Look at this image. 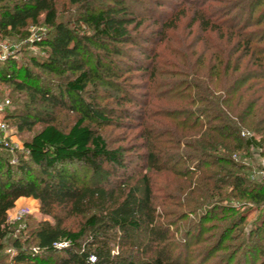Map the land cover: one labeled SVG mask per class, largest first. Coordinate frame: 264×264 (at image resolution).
Masks as SVG:
<instances>
[{"label":"trees","instance_id":"1","mask_svg":"<svg viewBox=\"0 0 264 264\" xmlns=\"http://www.w3.org/2000/svg\"><path fill=\"white\" fill-rule=\"evenodd\" d=\"M167 1L69 0L76 13L64 20L56 0H0V36L29 34L24 32L29 25L44 24L49 29L47 36L37 37L34 45L41 47L45 56H33L30 61L43 71L64 77L56 91L24 67L26 77L40 81L30 87L15 79L20 68L13 63L0 65L2 81L15 83L20 89L31 88L36 92L35 100L53 107L68 106L79 114L67 130L47 115L20 117L21 130L33 129L39 123L44 126L24 141L16 164L0 141V264H39L40 260L43 264H182V255L175 252L178 247L171 240L172 224L164 223L155 205L148 173L142 177L143 188L130 184V180L112 183L114 175L129 166L126 149L111 147L94 125L124 124L125 118L133 115L128 104L143 107L135 123L142 127L137 135L143 144L138 147L145 152L138 154V160L144 162L145 169L171 170L187 177L189 173L182 171L180 164L194 165L195 171L207 166L201 170L204 186L196 183L198 187H194L191 180L186 207L210 205L237 191L242 196L248 194L244 188L248 180L239 174L245 167L235 162L233 155L248 154L251 148L264 155V83H249L263 77L264 70L241 69L245 57L257 54L255 35L246 30L251 24L245 11L260 5L261 0H216L223 3L219 8H211L210 0H187L190 8L180 5L168 17L155 15L149 6H171ZM136 4L150 9V14L141 12ZM187 10L193 11L192 23L198 22L208 39L216 34L232 46L223 51L224 70L217 64L214 70H183L185 81H166L163 75L173 76L175 72L158 70L152 50L146 51L144 45L152 42L154 35L163 41L167 30L176 27ZM148 20L159 25L152 35L142 29ZM127 44L153 61L151 66L138 55L131 56L135 69L149 79L148 92L141 98L115 80L121 76L122 59L130 57L124 48ZM211 58L217 60V54L213 52ZM261 61L264 65V56ZM180 87L195 92L184 94ZM169 94L176 100L188 98L191 106L167 110L166 103L154 102L174 101ZM105 99L111 102L103 103ZM153 106L154 111L149 108ZM157 114L172 122H158ZM131 121L127 124L135 128ZM245 132L252 134L245 136ZM225 186L230 187L229 194ZM20 197L39 201L40 211L54 222L41 221L32 229L29 216L21 217L22 222L9 221L8 212ZM250 197L264 204L263 182L262 190ZM61 211L68 217L83 216L80 228H68L59 215ZM245 220L243 215L237 219L239 229ZM65 240L68 246L55 245ZM257 245L264 252V247ZM7 248L12 252H6Z\"/></svg>","mask_w":264,"mask_h":264},{"label":"rangeland","instance_id":"2","mask_svg":"<svg viewBox=\"0 0 264 264\" xmlns=\"http://www.w3.org/2000/svg\"><path fill=\"white\" fill-rule=\"evenodd\" d=\"M186 1L168 0L167 2H170L171 6H154L152 4L149 6L150 8L152 6L155 15L168 17L180 5L187 4L186 8H190V4L186 3ZM210 3L211 8L223 6V3L216 0H210ZM2 4L0 2V6ZM56 4L61 19L69 20L76 13V7L69 0H56ZM251 6L247 7L245 11L246 21L251 24L249 29L246 30L248 32L249 30L253 31L254 34L252 35H255L254 42L257 46V54L245 57L242 61L241 69L264 70V65L261 61L264 56V0H261L260 5ZM135 7L141 12H145V14H150L148 13L150 9H146L140 4H136ZM187 11V15L177 23L176 27L167 30V36L163 41H160V38L154 35L152 42L144 45L146 51L150 52L152 50L158 70L175 72L173 76L163 75L166 81H185L183 70H214L213 68L216 64L219 65L221 70H224L225 58L223 51L232 46V43L227 45L226 41L219 39L216 34L209 36L208 39L207 35L201 32L198 22L192 23L193 11ZM251 11L253 13H250ZM154 22V20H148L146 23L148 26L142 27L143 31L148 34L152 30H157L159 25ZM48 31L49 29L40 23L39 25H29L24 31L29 34L0 36V46L4 44L12 46L9 52L0 51V54H5L6 56L5 59L0 58V65L6 67L7 64L13 65L15 63L20 68V72L15 79L27 83L30 87H34L40 81L37 78L30 79L24 75L23 68L29 67L33 75L38 76L39 79L44 78L47 81L43 84L47 85L50 83V88L57 91V85L64 77L43 71V69L35 67L30 61L33 56H45L42 48L34 45V41L37 37L47 36ZM152 34L151 32L150 35ZM214 44L218 46H214ZM124 48L130 57L127 56L122 59V64L120 65L122 68L121 76L115 78V80L126 86L125 88L130 93L141 98L142 94L148 92L146 87L149 79L146 74L144 75L141 71L135 69L136 66L132 63L131 56L138 55L146 64L150 65L153 61L143 56L137 47L127 44L124 45ZM213 52L217 54V60L211 58ZM235 58L233 60L234 64L237 63ZM8 60H10L9 63H6ZM151 66H153V63ZM130 67H133V70H127ZM258 82L263 84L264 76L251 80L249 83ZM180 88L184 94H190V91L192 93L195 92L194 89ZM101 93L104 94L103 91ZM35 96L36 92L31 90V88L20 89L15 83L2 81L0 78V98H9L11 100L10 106L6 109L9 119L8 128L6 132L0 133V141L6 136V139L13 146L14 152L10 154L14 164L18 162L19 154L24 151V141L31 139L44 126L39 123L33 129L24 128L21 130L19 129V125H21L20 117L27 115L37 116L36 113L42 116L47 115L53 123L63 130L69 129L79 117V114L72 112L68 106L53 107L40 100H35ZM170 96L174 98V101L167 102L162 99H155L154 102L166 103L164 105L167 110L177 108L178 111L185 106H191L189 105L191 101L188 98L176 100L175 96ZM142 100H144V96ZM102 102H111V99H105ZM128 107H130L133 115L131 118H125L124 122L126 124L94 125L103 133L111 147L123 146L126 149L125 155L129 166L125 170H121L119 174L114 175L112 183L117 185L130 180V184H137L143 188L142 177L148 173L155 196V205L158 212L162 213L164 223L172 224L170 230L171 240L174 246L178 247L175 252L178 255H182V264H264V252L257 248L259 243L264 247V204H260L250 197L252 192L262 190L259 170L262 166L264 155L260 154L261 150L251 148L248 154L241 152V156L233 155L235 162L245 167L239 174L241 176L245 175L248 180L244 185V188L248 189V194L246 193L242 196L237 191L230 194L227 199L214 200L210 205L206 204L202 207L201 205L192 204L189 209L185 204L186 199H190L188 196L191 180L195 182L192 185L194 187H198L197 184L204 186L206 183L202 180L201 170H204L207 166L204 165L201 169L195 171L194 165L186 166L180 164L179 168L189 173L187 177L171 170L155 172L145 169L144 162L138 160V154L145 152L144 149L138 147L143 144V139L137 135L142 130V127L137 128L139 123H135V118L139 116V111L143 107L141 105L136 107L133 104H128ZM149 108L153 111L156 109L155 106ZM184 116L186 115H179V118H184ZM131 119V122L135 124V128H130V125L127 124ZM156 120L161 123L172 122L171 119L160 114H157ZM250 134L252 133H244L245 136ZM224 190L228 194L231 191L228 186H225ZM191 198H194L195 201L198 200L195 195H191ZM191 209H196V213H192ZM8 214L11 222H22L20 221L21 217L29 216L32 229L41 221L49 220L54 222L51 216L45 215L40 211L39 201L33 198L19 201L15 210H10ZM59 215L64 218V224L72 230H78L83 221V216L68 217L64 211L59 212ZM242 215L245 216L246 220L243 224V229H239L240 227H237L239 222L237 219ZM181 217L182 219H180ZM226 232L227 235L224 236ZM9 250L11 248H7L6 252H9ZM39 258L41 259V257ZM35 262H19L16 264H37ZM39 262H41L39 264H43L42 260Z\"/></svg>","mask_w":264,"mask_h":264},{"label":"built area","instance_id":"3","mask_svg":"<svg viewBox=\"0 0 264 264\" xmlns=\"http://www.w3.org/2000/svg\"><path fill=\"white\" fill-rule=\"evenodd\" d=\"M11 49H12V46H8L5 44L0 46V51H3V52H9ZM0 58L5 59L6 58L5 54H0ZM10 103H11V100L9 98H5V99L0 98V133L7 131L8 124L4 120V115L6 113V109L10 106ZM1 142L4 144V146L10 152H14V148L10 144V142L6 139V136L1 140ZM259 174H260V178L264 184V160L262 161V166L259 170ZM18 218H20V217H18ZM68 244H69L68 241L65 240V241L58 242L55 245L58 248H64V247L68 246ZM9 252H12V251L9 250Z\"/></svg>","mask_w":264,"mask_h":264},{"label":"water","instance_id":"4","mask_svg":"<svg viewBox=\"0 0 264 264\" xmlns=\"http://www.w3.org/2000/svg\"><path fill=\"white\" fill-rule=\"evenodd\" d=\"M21 198H23V197L18 198L16 203L19 202L21 200ZM25 198H27L28 200H31V197H25ZM15 208H16V206L14 208H12L11 210H15Z\"/></svg>","mask_w":264,"mask_h":264},{"label":"crops","instance_id":"5","mask_svg":"<svg viewBox=\"0 0 264 264\" xmlns=\"http://www.w3.org/2000/svg\"><path fill=\"white\" fill-rule=\"evenodd\" d=\"M22 200H28L27 198H25V197H23V198H21V200H20V202L22 201ZM35 200V199H34ZM18 203V202H17ZM17 203H16V205L15 206H17ZM11 210V209H10ZM9 210V211H10ZM9 213V212H8Z\"/></svg>","mask_w":264,"mask_h":264}]
</instances>
